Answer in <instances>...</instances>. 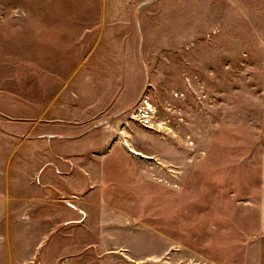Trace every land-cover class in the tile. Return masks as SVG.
I'll return each instance as SVG.
<instances>
[{
    "label": "rangeland",
    "instance_id": "1",
    "mask_svg": "<svg viewBox=\"0 0 264 264\" xmlns=\"http://www.w3.org/2000/svg\"><path fill=\"white\" fill-rule=\"evenodd\" d=\"M4 150L58 263L264 264V0H0Z\"/></svg>",
    "mask_w": 264,
    "mask_h": 264
},
{
    "label": "crops",
    "instance_id": "2",
    "mask_svg": "<svg viewBox=\"0 0 264 264\" xmlns=\"http://www.w3.org/2000/svg\"><path fill=\"white\" fill-rule=\"evenodd\" d=\"M4 151V160L0 161L1 184L6 186L9 180V187L12 188L14 186L13 181L16 179L14 178V171L22 172L20 178H26L25 182L28 184V181L30 180L28 174L23 175V172H28L30 169L29 163H27L25 159L30 155L29 150H18L22 156V160H24L22 163L18 164L13 163V150ZM58 151L59 150H42V155L40 150H36L34 157L38 156L42 160L47 154L60 155ZM71 151L76 152L77 150H68V153H71ZM52 165L53 163L50 161H44L34 169L37 171H53L50 167ZM39 178H42V175L39 176ZM8 192L7 188L0 187V264H62L58 262H62L61 260H63V263L66 260L68 261L70 258L64 253L66 250L70 249V246H60L55 239L50 241L48 238L50 236L55 238L58 234L59 222H57V224H49L45 229L46 219L49 220L53 218L51 214L46 215L44 213L40 215L37 213L34 215L32 212H29L28 209L19 212L18 215H16L17 213L9 212L7 209L8 198H6ZM45 196L46 194H44L42 199H45ZM39 201L42 200H38V202ZM14 217L15 219H18V221L15 220L17 223L15 227L12 226V220ZM70 217L73 220H76L75 215H71ZM34 219H37L38 221L42 220V222H38L39 224L34 226L32 224ZM30 235H33V239L30 238Z\"/></svg>",
    "mask_w": 264,
    "mask_h": 264
},
{
    "label": "bare ground",
    "instance_id": "3",
    "mask_svg": "<svg viewBox=\"0 0 264 264\" xmlns=\"http://www.w3.org/2000/svg\"><path fill=\"white\" fill-rule=\"evenodd\" d=\"M148 110H149V107H148ZM145 107H143V109L141 108L140 110H138V111H136L134 114L135 115H140V116H142V117H144V116H149L151 113H152V111H151V108H150V110L148 111ZM123 144L127 147V149L131 152V153H133V154H135V153H137L135 150H134V148L132 149L131 147H130V145H128L127 144V142H123Z\"/></svg>",
    "mask_w": 264,
    "mask_h": 264
}]
</instances>
